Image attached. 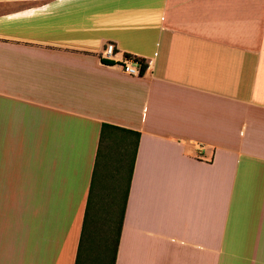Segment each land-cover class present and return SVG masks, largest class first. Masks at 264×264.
I'll return each mask as SVG.
<instances>
[{
  "label": "crops",
  "instance_id": "0c3cea01",
  "mask_svg": "<svg viewBox=\"0 0 264 264\" xmlns=\"http://www.w3.org/2000/svg\"><path fill=\"white\" fill-rule=\"evenodd\" d=\"M103 124L113 264H264V0H0V264H74Z\"/></svg>",
  "mask_w": 264,
  "mask_h": 264
},
{
  "label": "trees",
  "instance_id": "16d2710c",
  "mask_svg": "<svg viewBox=\"0 0 264 264\" xmlns=\"http://www.w3.org/2000/svg\"><path fill=\"white\" fill-rule=\"evenodd\" d=\"M124 56L128 57V55ZM135 59L139 62L142 73L146 65L142 59L136 57ZM106 129L133 136L132 139L129 138L131 146L128 174L125 172V165L122 173L121 162L107 165L109 169L114 168L115 172L111 170L114 173L109 170L103 175L93 170L74 264H113L115 259L138 134L103 124L99 133V148Z\"/></svg>",
  "mask_w": 264,
  "mask_h": 264
},
{
  "label": "built area",
  "instance_id": "2783aa9c",
  "mask_svg": "<svg viewBox=\"0 0 264 264\" xmlns=\"http://www.w3.org/2000/svg\"><path fill=\"white\" fill-rule=\"evenodd\" d=\"M116 55L114 45L110 42H106L99 52V57L103 59H111ZM121 72L127 76L138 77L140 73L139 62L135 57H121L117 62Z\"/></svg>",
  "mask_w": 264,
  "mask_h": 264
}]
</instances>
